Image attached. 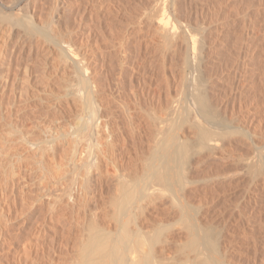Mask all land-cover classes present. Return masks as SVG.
I'll use <instances>...</instances> for the list:
<instances>
[{
  "label": "bare ground",
  "instance_id": "obj_1",
  "mask_svg": "<svg viewBox=\"0 0 264 264\" xmlns=\"http://www.w3.org/2000/svg\"><path fill=\"white\" fill-rule=\"evenodd\" d=\"M84 1L82 3L85 8H81L82 3L78 0H49V5L44 10L43 7L45 5L42 7L43 0H0V115L2 117V121L0 120V246H3L5 253L14 247L15 253L13 254L15 256L12 257L11 254L10 257L16 262L15 264H41L39 257L46 251L38 248L43 242L41 237L44 234L42 232L46 231L38 230L40 226L38 223L42 219L44 222H49V226L54 232L53 234H51L52 232L48 233V236L51 235V239L49 238L50 240L47 241V246L50 245L49 242L51 244L54 242L52 235H55L54 239L60 236L66 239L65 244H63L66 247L65 250L68 251L65 252V256H67L66 260L67 262L69 261V264H226L224 257L227 256H223L224 253L221 250H227L226 247L229 246L227 245L229 243H225L226 246L224 247L226 249L224 250L223 245H221L224 238L220 240V236L223 235L225 237L227 234L224 235L219 232L217 234L215 225H211L210 221L203 223L197 219L199 216L197 218L192 214L186 216L184 211L186 205L189 204V202H186V184L194 182L195 185V179H197V174L194 177L189 171L190 163L192 162L191 158L195 156H193L195 153H197V156L200 153H205L204 156L207 154V156L209 155L215 159L214 161L216 159H220V162L225 159L231 160V162L226 161L225 163H232L233 161L236 166L241 165V170L236 168L241 171L245 178L248 177L252 184H256L257 187L259 185L264 187V131L260 133L259 130V133H257L252 129V126L250 128L245 123L243 124V120L241 123H236L239 120L235 123L231 122V119L230 121H224L227 120V117L220 115L219 112L222 109L218 112L217 105L214 103V95L212 96L211 94L213 90L210 93L207 90L208 87L206 88L210 83L206 85V82H208L206 79L209 75L207 72L208 76L206 77L205 70L208 67L204 64L205 58L208 57L205 56L208 53L207 51L205 54L206 28L203 26V22L202 25L195 26L194 29H191L190 25H186L187 22L184 21L186 15L183 16L184 14L181 12V0H151L150 4L146 2L150 7L146 8L145 11L143 9V12L139 13L141 10L137 9L136 6L129 13V16H127L126 12L124 14L123 11V5L126 3H123L122 7L119 4L117 8L116 5L115 7L112 6L113 2L118 0H111L113 2H109L110 4H106L107 1L105 2V0H86L87 4H84ZM136 2L138 0H132V4L137 5L138 3ZM184 2L185 0L183 4ZM141 5L144 6L143 4ZM77 6L82 9V16L76 15V18H74ZM77 11L78 15H80L81 13L79 14L78 9ZM87 16L95 21V26H93L94 24L91 25V20L88 21L91 24L86 23L89 26L83 25V21ZM104 19L108 22L106 25L103 23ZM115 20L118 24L114 23ZM113 23L115 24L114 26ZM103 25H105V28L108 25L109 27L111 26V32L110 30V33L104 31ZM114 27L121 29L113 30ZM28 43H30V52L28 53L32 57L33 64L29 70L27 69L29 73L24 76L26 77L27 85L25 87L22 86L24 87L23 94L21 93L19 96L17 91L20 86H17L14 72H18V69L15 71L16 65L20 63L21 58H24ZM43 43L47 44V46L45 45L46 47H44ZM142 54L143 58L147 57V59L144 58L146 63H156V60L158 61L159 59L158 57V59L156 58V55L160 57L163 67H160L161 64L157 63L160 64L158 65L159 69H163L159 73L163 75V71L165 72V78H163L164 76L161 77L165 81L164 85H166L165 89L167 92L163 91L161 87L158 88H161L162 93L166 94L167 96L165 95V97L167 98L162 97L157 89L154 91H157L159 96H156L155 92V94L153 93L151 86H144L143 88H147L145 96L139 92L145 97L142 100V96L136 89L133 90L131 88V94L126 96L130 100L131 98L133 99L129 101L133 105H128L131 103L127 104V101H124V103L121 100V95L125 88L123 85L125 84L126 86V83L129 82L130 84V82L134 81L130 79L138 72ZM179 54L183 56L184 65L183 71L182 69L180 71L186 74L182 72V74L180 72V74H175L172 71L173 60ZM31 61L30 64L32 63ZM174 61L177 63L180 58ZM180 65L182 67V64L177 67L179 68ZM25 66L27 65L25 64ZM169 66L172 67L171 71ZM160 85L161 83L158 86ZM186 85L192 90V98L190 97L192 106H188L189 113L187 115L190 117L183 118L181 111L174 106L177 103L175 104V100L169 95L171 94L172 96V93L168 92L171 91L172 87L176 88L175 92H178L181 87ZM114 86L116 93L113 92ZM131 86H133V83ZM178 87H180L179 90ZM175 92H173V95H175ZM173 97L176 99L177 96ZM30 102L36 113L42 108L43 112L41 113H44V109L47 108L48 114L46 115L48 116H43L42 118L38 116L36 118V115L35 119L32 120L33 116L32 121L29 122L32 124L28 127V124L26 125L25 123L32 117H27L28 119L26 120ZM215 102H217L216 99ZM115 103L121 105L120 109H117L118 107L114 105ZM139 113L141 116H138L140 115ZM221 116L225 118L222 119ZM49 118L52 119L50 122L48 121ZM122 118L124 119V124ZM186 120L191 122L193 131L189 130H191V134L194 132L195 135H192L195 139L191 138L192 135L188 136L189 132L183 129L186 126H183ZM182 126L183 128H181ZM179 130L181 131L180 134L176 133ZM127 132L130 134L129 138L126 136ZM144 136L147 139L143 140ZM229 137H236L235 140L231 138L236 144L250 140L249 144L247 143L250 146L249 150L246 152L243 149V152L245 151L246 153H239L238 151L240 150L238 149L240 147L237 148V151L233 146V149L236 150L233 151L229 148L230 145L228 147H226V144L223 146L222 143L229 140L227 139ZM142 141L146 142L145 147L149 146L150 151L146 148L150 152L149 154L143 148L145 142L142 144ZM231 145L233 144L231 143ZM253 148L256 149L257 154L252 159L250 153H252L251 149ZM142 149L147 153V158H143L145 170L139 171V173L137 172L139 166L136 168L137 164L134 163L135 166L132 167L133 164L131 163L137 159L136 157L141 153L140 150ZM201 157L203 158V155ZM205 159L202 164L206 161ZM213 159L211 160L213 161ZM198 160L195 159V163L193 161L197 166L199 165L197 163ZM205 163L207 164L209 161ZM231 167L233 168V166ZM108 168L112 170L111 174L109 172L111 170ZM132 168L133 170H131ZM232 168L231 170L233 171L235 167ZM190 170L195 171L191 168ZM202 170L204 171L205 168ZM231 170H226V174L227 172H229V176L234 174L238 179L239 174H241L239 173L240 171L238 170L237 176L235 173L237 170L234 169V173ZM222 172L219 173L221 176L225 175L224 181H226L225 177H228V175ZM205 173H207L205 176L209 174V172ZM215 175L213 173L211 176L216 178ZM220 175L218 179L221 178ZM199 178L203 179L201 176ZM206 178L204 177V179ZM200 179L197 181H201V185L207 184H203L204 180ZM206 180H209V178ZM206 180L204 182H207ZM213 180L216 181L217 178ZM209 182L211 181H208V185ZM221 182L219 181V184ZM229 182L232 183V181ZM240 182L238 181L237 183ZM249 182L247 183L248 186ZM114 184L117 186L114 187ZM112 185L114 192L111 194L107 191L111 192ZM187 187L189 189L190 186ZM220 187L223 188L222 186ZM202 189L205 188L203 187ZM259 190L260 188L257 193ZM247 192L250 191L247 190ZM142 193L148 196L147 199L151 200L152 204L148 203L149 201H143L144 203L151 204V206L155 205V207L150 209L151 211L153 208L160 211L162 206H168V203L177 205L183 210V215L176 220L177 222L175 221V224L178 223L175 227L178 229L180 226L181 231L184 228L187 229L186 232L188 231V234L186 236V232L184 233L183 231L184 236H186L184 238L181 234L182 232L180 233L185 240L183 242L180 241L181 245L177 240L176 243L180 245L179 247L177 246L179 249L174 242V246L177 248L176 251L182 254L183 258L178 256L176 258V256L173 257L169 254L170 251L173 255L172 252L175 249L173 250L170 247L172 242H169L168 239L170 237L173 238L171 235L173 233L176 235L178 231L175 230L176 228L174 229L175 231L173 230L174 222H171V220L166 221L164 219L165 221H163L162 219L163 222L157 223L158 227L152 233L146 232V234L150 233L148 235L142 234V231L145 230L144 228L140 232L142 227L138 229L133 227L135 230L130 228L131 223L138 217V215H134L133 207ZM259 193L263 194L264 192L259 191ZM191 194H194L193 191H191ZM214 195L215 193L212 194L213 198ZM207 196L209 195L207 194ZM26 197L28 199L30 197L28 203ZM252 198L254 199L255 197L253 196ZM253 199L249 197V201ZM20 200L21 202L24 200V205L20 203ZM202 202L203 200L200 202L201 207L205 204L204 202L202 205ZM211 202L213 204L212 200ZM19 204H21L20 207H18ZM197 204L195 205L197 206ZM173 205L171 206L174 207ZM145 209H148V206ZM204 209H207V207ZM141 211L144 213V210ZM168 211L170 212L169 207ZM196 211L198 212V210ZM212 211L214 213V210ZM173 213L176 214L174 211ZM37 214H41L40 218L39 215L37 216L39 218L38 223L32 219ZM148 214L150 216V213ZM148 214L146 213V215ZM157 214L159 216V212ZM161 214L164 215V213L160 212ZM201 214L204 215L205 213ZM239 216L241 217V215ZM157 218H154L156 221L151 222L153 224L156 223L158 221ZM235 218L237 217L235 216ZM149 219L144 220V222ZM31 220L34 226L36 225L35 223L39 225H36L38 229L36 227L37 230L35 229V231L31 230ZM147 223L149 224L150 222ZM73 224L79 227L77 232ZM157 224L155 225L157 226ZM132 225L135 226L134 223ZM222 225L225 224L222 223ZM148 226L150 227V225ZM156 226H153V228ZM221 227L223 228L224 226L219 228ZM42 228L44 229V227ZM26 229H29L26 233L31 230L30 233L37 242L41 241L39 244L36 242L37 246L34 248H32L33 245L32 247L30 246V241H27L28 244L25 243L26 240L23 246L18 245L21 239H27L26 237L22 238ZM150 229L153 230L152 226ZM171 230L174 232L172 233ZM75 233L78 235L77 238ZM170 233L172 234L170 235ZM219 234L221 235L217 236ZM28 235L25 236L30 237ZM176 237L175 239H177ZM55 241L57 242L58 240ZM224 242L232 243V240ZM45 243L43 242V244ZM222 244L224 243L222 242ZM64 245L62 246L64 247ZM57 246L62 247L58 244L55 248ZM40 247L42 246L40 245ZM52 247L51 249L54 248ZM231 247L228 249H233ZM170 248L173 250L172 252ZM46 249H48L46 251L47 255L45 254L47 257L48 254L52 253L49 256L50 262L45 257L40 258V260L48 259L47 262L49 263L46 262L47 264H59L60 258L62 259L59 254L61 251L57 249V252L54 249L52 252L51 250L49 251V248ZM14 250L12 249L11 251L13 252ZM38 251H43L41 256ZM192 252L196 253L194 258L192 255L191 257L189 256ZM9 253L7 252L6 254L8 255L6 256H9ZM1 258L0 263H2ZM9 260L14 263L12 259H7L8 262H10ZM30 260L32 263L28 262ZM3 264H5L4 261Z\"/></svg>",
  "mask_w": 264,
  "mask_h": 264
},
{
  "label": "rangeland",
  "instance_id": "obj_2",
  "mask_svg": "<svg viewBox=\"0 0 264 264\" xmlns=\"http://www.w3.org/2000/svg\"><path fill=\"white\" fill-rule=\"evenodd\" d=\"M46 1V2H45ZM49 0H43V4H42V7H43V5H45L44 7H43V9L45 10L46 8H47V6L49 5V2H48ZM78 1H80L81 3L83 2V0H78ZM107 1V3L106 4H110V3H112L113 1H117V0H113V1H111V0H105V2ZM120 3H119V2ZM117 2H113V4H112V6L113 7H115V5H116V8L118 7V4H119V6H121L122 7V5H123V3L125 4V5H123V8H124V14H125V12L128 14H126L127 16H129V13L132 11V9L134 8V7H136L137 9L139 8L140 10H141V12L139 11V13H142L143 11V9H144V11L146 10V8H148V7H150V1L151 0H138V2H136V3H138L137 5L136 4H132V0H118ZM128 1V2H127ZM137 1V0H136ZM142 1V2H141ZM183 1L184 0H181V2H182V14H184L183 16H185L184 17V21L185 22H187L186 23V25L187 26H189L190 25V28L191 29H194V27L195 26H200V25H202V22H203V26L206 28L205 29V32H206V47H205V54L207 53V51H208V53L205 55V56H208V57H206L205 58V62H204V64H205V66L206 67H208V68H206V70H205V74H206V77H207V79L206 80H208V82H206V85L210 82L211 83V85H207L206 86V88L208 87V91H210V93H211V91L213 92V93H211L212 94V96L214 95V103H215V105H217L216 107L218 108V112L220 113V115H224V116H226L227 118V120H224V121H230V119H231V122H236L237 120H239V121H237L236 123H241L242 122V120H243V124L245 123V125L246 126H250V128H251V126H252V129L253 130H255L257 133H259V130H260V133H261V131L263 132L264 130H262V129H264L263 127H264V0H185V2H184V4H183ZM110 2V3H109ZM146 2H150L149 4L148 3H146ZM208 2V3H207ZM87 4V1L85 0L84 1V4ZM115 3H117V4H115ZM122 3V4H121ZM140 3V4H139ZM141 4H143L144 6H142ZM146 4H148V5H146ZM139 5V6H138ZM152 5V4H151ZM129 6V7H128ZM185 6V7H184ZM84 7V5H83V3H82V7L81 8H83ZM85 8V7H84ZM116 8H114V9H116ZM129 8V9H128ZM77 9L79 10V14L81 13V11H82V9H80V8H78V6L75 8V13H74V18H76V15L77 16H82V13L80 14V15H78V11H77ZM128 11V12H127ZM138 11V10H137ZM45 12V11H44ZM186 12V13H185ZM46 13V12H45ZM122 15V14H121ZM125 15V16H126ZM89 16V15H88ZM88 16L87 17H85V19H84V21H83V25L84 26H89V25H87L86 23H88V21L89 20H91L90 18H88ZM80 17H77V18H80ZM206 18V19H205ZM199 21V22H198ZM95 21H93V20H91V23L89 22L88 24H91V25H93V26H95V23H94ZM201 22V23H200ZM85 23V24H84ZM103 23L106 25L108 22H107V20H103ZM115 24H118L117 22H116V20H115V22H114ZM113 23V26L115 25ZM197 23V24H196ZM192 24V25H191ZM105 25H103V28H104V31H106V32H108V33H110L111 32V30H112V27L110 26L109 27V25L105 28ZM108 27H109V29H108ZM111 28V29H110ZM119 27H114L113 28V30L114 29H118ZM108 29V30H107ZM119 29H121V28H119ZM109 30H110V32H109ZM207 30V31H206ZM44 45V47H46L47 46V44H45V43H43ZM208 44V45H207ZM46 45V46H45ZM207 46H208V48H207ZM27 50L25 51V56H24V58L22 59L21 58V60H20V63L19 64H17L16 65V67L17 68H15V71L17 70L18 72H14V78H15V80H16V83H17V86H20V87H18V91H17V94L20 96L21 95V93H22V91H23V89H24V87L27 85L26 83H27V81H26V77H24V76H27V74L29 73L28 71H27V69L29 70V68L30 67H32V64H33V60H32V57H31V55H30V53H28V52H30V43H28V46H27V48H26ZM208 49V50H207ZM27 52V53H26ZM156 55V54H155ZM29 58H28V57ZM177 56H178V59H177ZM176 57H175V59L174 60H179V58H180V61H177V63H179V64H182V67H181V65H180V69L177 67V66H179V64L177 65V63L173 60V65H171V66H173V69H172V67H170L169 68V70L170 69H172V71L173 72H175V74H178L179 72L181 73L182 71H183V56L182 55H177ZM31 57V58H30ZM159 59H158V58ZM144 58H146L147 59V57H144ZM143 58V54L141 55V57H140V61H139V66L140 67H138L139 69H138V72H137V76L135 75L132 79H130L131 81L132 80H134V81H132V83H133V86H131L132 85V83L130 82V84H129V82L128 83H126V86H125V84L123 85V87H125L124 89H123V92H122V95H121V100H123V102L125 101H127L126 103L128 104V103H131V104H128V105H133L132 104V102H129V101H132L133 99L131 98V100H130V98L128 97L130 94H131V92H130V90L132 91V89L133 90H135L136 89V91L139 93H141V94H143V96H145V93L147 92V88H143L144 86L145 87H149V86H151L152 87V91H153V93L156 95V96H159V94L162 96V97H164L165 99L167 98V97H165V95L162 93L163 91H166L167 92V90L165 89V87H166V85H164L165 83V81H164V79H162V77L165 75V72L163 71V75L162 74H160L159 73V71L160 72H162V70L163 69H159V66L158 65H160L162 62H160V57L158 56V55H156V58L158 59V61L156 60V63H154V62H152L153 63V65H152V63H148V64H151V65H148L147 63H146V59H144ZM155 58V57H154ZM153 58V59H154ZM32 60V61H31ZM23 61V62H22ZM30 61L32 62L31 64H30ZM143 61V62H142ZM29 62V63H28ZM160 63V64H158V63ZM24 63V64H23ZM145 63V64H144ZM23 64V65H22ZM25 64L27 65V66H25ZM145 65V66H143V65ZM30 65V66H29ZM176 65V66H175ZM150 66H153V67H150ZM163 67V65L161 64L160 65V67ZM205 66H204V69H205ZM24 67H27V68H25L24 69ZM175 67V68H174ZM177 67V68H176ZM150 68V69H149ZM147 69V70H146ZM156 69V70H155ZM174 69H175V71H174ZM182 69V71H180ZM21 70V71H20ZM143 70H144V72H143ZM151 70V71H150ZM158 70V71H157ZM178 70V71H177ZM141 71V72H140ZM153 71H155V72H153ZM171 71V70H170ZM148 72V73H147ZM207 72H208V75H207ZM22 73H24V74H22ZM147 73V74H146ZM179 73V74H180ZM183 73V72H182ZM181 73V74H182ZM19 74V75H18ZM150 74V75H149ZM156 74V75H155ZM158 74V75H157ZM183 74H186L185 72L183 73ZM23 75V76H22ZM144 75V76H143ZM147 75V76H146ZM152 75V76H151ZM139 76V77H138ZM145 76H146V79H145ZM158 76V77H157ZM162 76V77H161ZM156 77V78H155ZM211 77V78H210ZM18 78H19V80H18ZM145 79V81H143L144 79ZM147 78H149V79H147ZM152 78V79H151ZM163 78H165V76L163 77ZM209 78V79H208ZM18 80V81H17ZM128 81H130L129 79H127ZM127 80H126V82H127ZM160 80V81H159ZM161 80H162V82H161ZM22 82V83H20V82ZM26 81V82H25ZM139 81V82H138ZM158 81V82H157ZM135 83V84H134ZM141 83V84H140ZM161 83V85L160 86H158L159 84ZM21 84H23V85H21ZM131 86H129V85ZM140 84V85H139ZM144 84V85H143ZM156 84H157V87H156ZM163 85V86H162ZM22 86H24V87H22ZM154 86V87H153ZM210 86V87H209ZM21 87H22V89H21ZM127 87V88H126ZM158 87H161L162 89H163V91L161 90V88H158ZM175 87V86H174ZM132 88V89H131ZM139 88V89H138ZM173 88V87H172ZM170 89L171 91L170 92H168V93H172V96H171V94H169L170 95V97L173 99V100H175L174 102H175V104L176 105H174L177 109H179L180 111H181V113H182V116H183V118H187L189 115H187L188 113H189V108H188V106L190 107V106H192V101H191V93H192V90H191V88L188 86V85H186V86H183V87H181V90H179L180 89V87H178V90L180 91H178V92H175L176 91V88H173V89ZM213 88V89H212ZM129 89V90H128ZM144 89H146L145 91H144ZM157 89V91H159L158 93L159 94H157V91H154V90H156ZM165 89V90H164ZM175 89V90H174ZM210 89V90H209ZM173 90V91H172ZM129 91V92H128ZM216 93H215V92ZM19 92V93H18ZM113 92H115V86L113 87ZM126 92H128V93H126ZM144 92V93H143ZM173 92H175L174 94L175 95H173ZM116 93V92H115ZM125 93V94H124ZM139 93V94H140ZM165 93V92H164ZM180 93V94H179ZM23 94V93H22ZM140 94V96H142ZM177 94V95H176ZM126 95H128V96H126ZM179 95V96H178ZM217 97H216V96ZM142 96V100L145 98V97H143ZM167 96V95H166ZM173 96H177L178 97V101H177V97H176V99H174L175 97H173ZM126 97V98H125ZM132 97V96H131ZM191 97V98H190ZM164 98H162V99H164ZM190 98V99H189ZM212 98V99H213ZM126 99V100H125ZM127 99H129V100H127ZM215 99H216V101L217 102H215ZM145 101V100H144ZM124 102V103H125ZM134 103V102H133ZM217 103V104H216ZM221 104V105H220ZM29 107H30V109H29V107H28V109H29V111H28V115L26 116V120L28 119L27 117H31L30 118V120L28 119V121H27V123H25L28 127H30V124H32V123H29V122H31L32 120H34L35 119V116H36V118H38V116H39V118H42L43 116H48V115H46V114H48V109L46 110V109H44V113H41V112H43V108L39 111V112H37L36 113V111H34L33 110V107H32V105H31V102L29 103ZM114 105H116L118 108L117 109H120V104L119 103H115ZM218 105H219V107H218ZM32 107V108H31ZM131 107V106H130ZM133 108V107H132ZM33 111V112H32ZM30 112H32V113H30ZM47 112V113H46ZM222 112V113H221ZM36 113V114H35ZM30 114H34V115H30ZM40 114V115H39ZM44 114V115H43ZM140 114V113H139ZM42 115V116H41ZM33 116H34V118H33ZM138 116H141V114L140 115H138ZM224 116H221V118L223 119V118H225ZM190 117V116H189ZM33 118V119H32ZM45 118V117H44ZM52 118V117H51ZM51 118H49V122L53 119H51ZM32 119V120H31ZM123 119V118H122ZM0 120L2 121V117H1V115H0ZM245 120V121H244ZM124 121V119L122 120V122ZM25 122V121H24ZM48 122V123H49ZM186 122H188V123H186ZM247 122V123H246ZM251 123V124H250ZM123 124H124V122H123ZM250 124V125H249ZM184 125H186L185 126V128H183V126ZM125 127H126V125H124ZM183 126L181 127V128H183V129H186V131H188L189 133H188V136H190V135H192V134H194V132L191 134V130H192V125H191V122H190V120L189 121H185L184 122V124H183ZM261 126V127H260ZM180 128V129H181ZM188 128V129H187ZM262 128V129H261ZM189 129H191V130H189ZM193 131V130H192ZM180 130L178 131V132H176V133H178V134H180ZM177 134V135H178ZM195 135V134H194ZM126 136H127V138H129L130 137V134L127 132L126 133ZM191 138H193V135H192V137ZM231 138H233V137H229V138H227V139H229V140H224L225 141V143H222V145L224 146L225 144H226V147H228L229 145V148L230 149H232L233 151H236L237 150V148H239L238 150H240V151H238L239 153H244L245 151L247 152L248 150H249V147L250 146H248L247 145V143L248 142H250V140H247L246 142H244V143H237L238 144V146H236L237 144L234 142V140H235V138L236 137H234L233 139H231ZM144 139H147V138H145V136L143 137V140ZM193 139H195V137L193 138ZM228 141V142H227ZM143 142V141H142ZM145 142V141H144ZM144 142L142 143V144H144ZM146 142H147V140H146ZM146 142H145V144L142 146L144 149H148L149 151H150V149H149V146L147 147H145V145H146ZM221 142H223V141H221ZM230 142V143H229ZM231 143L233 144V145H231ZM221 144V143H220ZM234 144H236V145H234ZM241 144H242V146H241ZM249 144V143H248ZM131 145V144H130ZM148 145V144H147ZM240 145V146H239ZM233 146H234V149H236V150H234L233 149ZM146 149V151H147V153L149 154L150 152H148V150ZM243 149L245 150L244 152H243ZM140 151H141V153H140ZM139 151V153L142 155H140V154H138V156H140V157H136L137 159V161L135 160H133V162L131 163V164H133V166L130 164V166H132V167H134L135 165H134V163L135 164H137V167L136 168H138V166H139V168H138V170H137V172H139V171H144L145 170V165H144V159H146L147 158V153H145V150L143 151V149L142 150H140ZM143 151V152H142ZM245 152V153H246ZM251 152L252 153H250V155H251V158L253 159V157L255 156L256 157V155L255 154H257V152H256V149L255 148H253V149H251ZM197 153H195V154H193V158H195L196 160H198V164L200 165H198L197 166V164H194L196 161H195V159L193 160V158H191V160H192V164L190 163V165L191 166H193V167H191L190 166V168L191 169H193V170H195L197 167H200V168H197L198 169V171H200L199 173L201 174H199V173H197L198 171H197V169L195 170V171H192V170H190V168H189V171H190V173H192V175L194 176L195 174H197V179H195V185H194V182L193 183H190V184H186L187 186H192L191 188H193V189H191L190 187H189V189H188V187L186 186V202L188 203L189 202V204H187L186 205V207H185V209H184V211H185V213H186V216H189V214H192V215H194L196 218L199 216V218H197L198 220H201L203 223L205 222L206 223V221L208 222V221H210V224L211 225H215V227L217 228V226H218V228L216 229L214 226V228H215V231H216V233L218 234V232L219 233H222V234H224V235H226L225 237H223V235H221V234H219V235H217V236H220V240L222 239V238H224V239H222L223 241V243L224 244H222V242H221V245H223L222 247L224 248V250L227 248V250H225V251H223V250H221V252H223L222 254H223V256H227V257H224V260L226 261V264H264V193L262 194V193H259V191H263L264 192V187H263V185L261 186V185H259L258 187H257V185L256 184H252V182L250 181V179L247 177V178H245V176L241 173V169H240V167H241V165H237L236 166V163L234 162L233 163V161H232V163H228L229 161L231 162V160H222V162H220L221 160L220 159H216V161H214L215 159H213L212 157H210L209 155L207 156V154H206V156H207V158L208 157H210L211 159H213V161L210 159V158H206L205 159V157L206 156H204L205 155V153H200L199 154V156H197L196 155ZM146 155V156H145ZM203 155V158L208 162L209 161V163H205L206 161H204V164H202L203 163V158L201 157ZM198 157V158H197ZM254 157V158H255ZM144 158V159H143ZM143 159V160H142ZM201 160H202V162H201ZM138 161H139V163H138ZM193 161H194V163H193ZM226 161H228L227 163L229 164H227V163H225ZM200 162H201V164H200ZM204 167H203V166ZM202 166V167H201ZM223 166V167H222ZM231 166H233V168L235 169V170H237V168H239L238 170L240 171H236L235 173H236V175L238 176V174H237V172H239V173H241V174H239L240 176H238L239 178L238 179H240V180H238L237 179V177L234 175V174H232V173H234V169L231 167ZM110 167V166H109ZM216 167V168H215ZM237 167V168H236ZM110 168H112V167H110ZM110 168H108L109 170H111ZM203 168H205V170L203 171L202 169ZM226 168V169H225ZM231 168L233 169V171L231 170ZM112 169H114V168H112ZM135 169V168H134ZM206 169H207V171H206ZM213 169H214V172H213ZM218 169H221V170H225V171H221V170H219L218 171ZM131 170H133V168L131 169ZM215 170H217V171H215ZM226 170L228 171H230L231 170V174L232 175H230L232 178H230V179H233V180H230L228 177H230L229 175H228V173L229 172H227V174H226ZM114 171V170H113ZM192 171V172H191ZM197 171V172H196ZM203 171V172H202ZM211 171H212V173H211ZM110 172V174L112 173V170L111 171H109ZM194 172V173H193ZM196 172V173H195ZM205 172H209V174L208 175H206V176H208V178H209V180H206V179H208V178H206V176H205V174H207V173H205ZM220 175V173L219 172H222V173H224L225 172V174L226 175H228V177H225V180L226 181H224V176L225 175H223V176H221L220 175V179L221 180H223V182H221V180L220 179H218V174ZM113 173H115V172H113ZM140 173V172H139ZM210 173H211V175H213V173H215L216 175H215V177L217 178V180L215 181V180H213V179H216V178H214L213 176H211L210 175ZM221 173V174H222ZM203 174V175H202ZM209 175H210V177H209ZM194 176V177H195ZM199 176H201V177H203V179H202V181L204 180H206L207 182H204L203 181V184H205V183H207V184H205V185H201L202 184V182L201 181H197L198 179H200L199 178ZM204 177L206 178V179H204ZM223 177V178H222ZM247 179L246 181H245V179ZM226 178H228V179H226ZM200 179V180H201ZM235 179V180H234ZM248 179H249V181H248ZM213 180V181H212ZM198 182V184H197V182ZM208 181H211V182H209V185H208ZM215 181V182H214ZM219 181L222 183H220L219 184ZM228 181H232V183H228ZM235 183H234V182ZM240 182V181H243V182H240V183H237V182ZM201 182V183H200ZM214 182V183H213ZM217 182V183H216ZM225 182H227V183H225ZM249 182V186H248V183ZM243 183V184H242ZM246 183V185H247V188H246V185L244 186V184ZM196 184H197V186H196ZM219 184V185H218ZM225 184V185H224ZM227 184V185H226ZM235 186H234V185ZM242 184V185H241ZM213 185V186H212ZM231 185V186H230ZM251 185V186H250ZM115 186H117V185H115L114 184V187ZM205 188V189H202L203 187ZM207 186H209L208 188H209V190H208V188H207ZM211 186H212V188H211ZM219 187V188H217V187ZM220 186H222L223 188H221ZM226 186V187H225ZM235 188H233V187ZM241 186V187H240ZM244 186V187H243ZM111 187V186H110ZM113 187V185H112V187H111V192L110 191H107V192H109V193H113L114 192V190H112V188H114ZM197 187V188H196ZM214 187H216V188H214ZM230 187V188H229ZM242 187H243V189H242ZM250 187V188H249ZM252 187V188H251ZM117 188V187H116ZM115 188V189H116ZM211 188V189H210ZM231 188H232V190H231ZM254 188V189H253ZM256 188H260V190L258 191V193H257V190L258 189H256ZM213 189H215V191H213ZM219 189V190H218ZM230 189V190H229ZM196 190V191H195ZM200 192H199V191ZM205 190V191H204ZM211 190V191H210ZM218 190V191H217ZM244 190H245V192H244ZM247 190H249L250 192H247ZM254 190V191H253ZM188 191V192H187ZM191 191H193V193L196 195V194H199V195H194V194H191ZM212 191H213V193H212ZM217 191V192H216ZM253 191V192H252ZM181 192H183V191H181ZM198 192V193H197ZM108 193V194H109ZM204 193V194H203ZM215 193V195H214V198H213V196H212V194H214ZM254 193H256V194H254ZM189 194H191V195H189ZM207 194L209 195V196H207ZM248 194H252V195H248ZM259 194V195H258ZM201 195H203V196H205L204 198H206V197H209V198H206V199H204L203 198V196H201ZM211 195V196H210ZM256 195V196H255ZM257 195H258V197H257ZM26 196H29V195H26ZM188 196V197H187ZM190 196H191V198H190ZM218 196V197H217ZM247 196H248V198H247ZM255 197L254 199L252 198V197ZM200 197H202V198H200ZM249 197H251V199H253V200H250L249 201ZM27 198V197H26ZM148 196H146V194H144V193H142V195L139 197V199H138V201H136L135 203V205H134V207H133V213H134V215H138V217H136L135 219H134V221H133V223L135 224V226L134 225H132L133 223H131V225H130V228H132V229H134L135 227V229H138V228H140V227H142V228H140L141 230H140V232L142 231V229L144 228L145 230L144 231H142V234H146V232H153L154 230H155V228H157L158 227V224L157 223H160V222H163V221H167V220H171V222H174V226L172 227L173 228V230L176 228L175 227V225H178V223L177 224H175V221L177 220V219H180V217L183 215V210H181L177 205L175 206V205H173L172 203L170 204V203H168V206L166 207L165 205L164 206H162V209L160 210V211H158V209H156L158 212H159V216H158V212L154 209H152V211L150 210L152 207H155V205H154V203H153V205L154 206H151V200L149 201L148 199ZM210 198H213V199H210ZM192 201H191V200ZM195 199V200H194ZM200 199H202L203 200V202H202V205H203V203L205 202V204H207L208 205V203H209V205H210V207L208 208V206L207 205H203L202 207H201V204H200V202L202 201V200H200ZM208 199H210V200H208ZM245 199V200H244ZM26 200H28L27 201V203L30 201V197H29V199L27 198ZM198 200V201H197ZM199 200H200V202H199ZM205 200V201H204ZM211 200L213 201V204H212V202H211ZM257 200V201H256ZM259 200V201H258ZM261 200H262V202H261ZM23 202H21V200H20V203L21 204H23L24 205V200H22ZM146 201V202H148V203H151V204H148V203H144V202ZM198 203V204H200L199 206H198V204L196 203V202ZM207 201H210L211 202V204H210V202H207ZM250 203H249V202ZM26 202V201H25ZM207 202V203H206ZM252 202V203H251ZM261 202V203H260ZM141 203V204H140ZM144 203V204H143ZM243 203V204H242ZM254 203V204H253ZM257 203V204H256ZM21 204H19V206L18 207H20L21 206ZM143 204V205H142ZM195 204H197V206H198V208H197V206L195 205ZM247 204V205H246ZM137 205V206H136ZM141 205V206H140ZM148 206V209H145L147 206ZM150 205V206H149ZM171 205H173L174 207H175V209L173 210V208L174 207H172ZM253 205H254V207H253ZM256 205V206H255ZM144 208H143V207ZM212 206V207H211ZM252 206V207H251ZM27 207H28V205H27ZM166 207V208H165ZM168 207H169V210H170V212L168 211L167 212V209H168ZM178 209H177V208ZM200 207V208H199ZM207 207V209H204V208H206ZM260 207V208H259ZM143 208V209H142ZM242 208H243V210H242ZM254 208V209H253ZM258 208V209H257ZM136 209H138L137 211H136ZM174 212H176V214L175 213H173V211ZM200 209V210H199ZM202 209V210H201ZM141 210H144L143 212L144 213H142V211ZM146 210V211H145ZM148 210V211H147ZM151 212H150V211ZM196 210H198V212L196 211ZM206 210H208V211H206ZM212 210H214V213H212L213 211ZM252 210V211H251ZM19 211H21V210H19ZM163 211V212H162ZM200 211V212H199ZM211 211V213H212V215H210L211 213H209ZM251 211V212H250ZM148 214V213H150V216H149V214L148 215H146V213ZM155 212H156V216H155ZM160 212L161 213H164V215L163 214H161V215H163L162 217H161V215H160ZM179 214H178V213ZM205 213V214H207V215H203V214H201V213ZM222 212H224V213H222ZM247 212V213H246ZM258 212H259V214H258ZM136 213H139V214H136ZM140 213H141V215H140ZM153 213V214H152ZM171 213V214H170ZM173 213V214H172ZM188 213V214H187ZM198 213H200V214H198ZM237 213V214H236ZM256 213V214H255ZM170 214V215H169ZM222 214H223V216H222ZM228 214V215H227ZM243 214V215H242ZM246 214H247V216L249 215V217H247L246 216ZM39 214H37L36 215V217H34V218H32L33 219V221L35 220V222H39V218H40V215H39V218H37V216H38ZM142 215H143V217H142ZM146 215V216H145ZM151 215H152V217H151ZM176 215H178V216H176ZM217 215V216H216ZM237 217V218H235V216ZM239 215H241V217L239 216ZM245 215V216H244ZM253 215V216H252ZM147 216H149V218H151V219H149V218H147ZM155 216V217H154ZM167 216V217H166ZM204 216H206L207 218H210V219H207L206 217H204ZM209 216V217H208ZM213 218H212V217ZM220 216V217H219ZM231 216V217H230ZM239 216V217H238ZM144 217H145V219H144ZM158 217V218H157ZM161 217V218H160ZM166 217V218H165ZM204 217V218H203ZM257 217V218H256ZM41 218H42V216H41ZM137 218H139V219H137ZM143 220H142V219ZM154 218H157V222L156 223H154L153 224V222H151V221H156V219H154ZM169 218V219H168ZM174 218H176V219H174ZM228 218V219H227ZM253 218H255V219H253ZM261 218V219H260ZM146 219H149L147 222H150L149 224L147 223V222H144V220H146ZM161 221H160V220ZM162 219H163V221H162ZM165 219V220H164ZM174 219V220H173ZM211 219H212V221L214 222L215 221V223H213L212 221H211ZM216 219V220H215ZM231 219V220H230ZM38 220V221H37ZM41 221V223H43L42 224V226H41V223L39 222L38 224L40 225H38L37 223H35L36 225H38L39 226V229H38V226H34L33 224V221L31 220V224H30V226L32 225L33 227H35L34 229H33V227L31 226V230H33V231H35V229H36V227H37V229L38 230H41V231H43V230H46V231H44V232H42V234H44L42 237H41V239H42V241L45 243V244H43V242H41L42 244H40L42 247H40V245L38 246V248H39V250H43L44 251V249L46 250V251H48V249H46V248H49V251L51 250L52 252L54 251V249H56L55 248V246L56 245H64L65 244V241H66V239H64L63 237H56V239H54L55 237V235L53 236L52 235V237H53V240H54V242H53V244H51L50 242H49V246H53L52 248L53 249H51V247H49V246H47V241L48 240H50L51 239V235H49L48 236V233L50 234V232H52L51 234H53L54 232L52 231V229H51V227L49 226L50 224H49V222L48 221H43L42 219H40ZM139 220V221H138ZM204 220V221H203ZM238 220V221H237ZM241 220V221H240ZM242 220H246V222H244V221H242ZM258 220V221H257ZM259 220H260V223H259ZM135 221H137V222H135ZM220 221V222H219ZM236 221V222H235ZM140 222V223H139ZM143 223V225H142V223ZM177 222V221H176ZM228 222V223H227ZM238 222H239V224H238ZM242 222H244L245 223V226H244V223H242ZM220 223V224H219ZM222 223L223 224H225V225H222ZM227 223V224H226ZM235 223V224H234ZM44 224H46V225H44ZM150 225V227L152 226V229L153 230H151L150 229V227L148 226V225ZM153 224V225H152ZM155 224H157V226L155 225ZM208 224V223H207ZM229 224V225H228ZM238 224V225H237ZM243 224V225H242ZM260 224V225H259ZM262 224V225H261ZM44 225V226H43ZM142 225V226H141ZM180 225V224H179ZM217 225V226H216ZM228 225V226H227ZM232 225V226H231ZM237 225V226H236ZM240 225V226H239ZM29 226V227H30ZM46 226V227H45ZM75 226V230H76V232L79 230V227L77 228L76 227V225L75 224H73V227ZM132 226V227H131ZM148 226V227H147ZM153 226H156V227H154L153 228ZM182 226V225H181ZM220 226H224L223 228L221 227V228H219ZM231 226V227H230ZM251 226V227H250ZM255 226V227H254ZM42 227H44V229L42 228ZM134 227V228H133ZM178 227V226H177ZM183 227V226H182ZM230 227V228H229ZM233 227H235V228H233ZM42 228V229H41ZM46 228V229H45ZM49 230H48V229ZM149 229V230H147V229ZM226 230H225V229ZM30 229V228H29ZM29 229H26L24 232L26 233V231L27 230H29ZM36 229V230H37ZM134 229V230H135ZM183 229V228H182ZM219 229V230H218ZM221 229V230H220ZM223 229H224V231H223ZM237 229H238V231H237ZM243 229H246V230H244L243 231ZM252 229V230H251ZM255 231H254V230ZM31 230L29 231V233L27 232L26 234L24 233V235L22 236V238H24V237H26L27 239H21L20 240V243H18V245H20V246H23V244H25V243H27L28 244V242L27 241H30V246L32 247V245H33V247L32 248H34L35 246H37V243L39 244L40 242L38 241H36V239L34 238V237H32V235H31ZM48 230V231H47ZM151 230V231H150ZM180 231V232H176L177 234L176 235H174V231ZM174 231H172L171 230V232L173 233H170V235L171 236H173V238L172 237H170V239H168L169 240V242L171 241L172 243H170V247L175 251H173V250H171V248H170V250H171V252L173 253V255L170 253V251H169V254L171 255V256H173V257H175L176 256V258H177V256L179 257V258H183V255L182 254H179V252L178 251H176V249L181 245V242H183L185 239H183V237H181V234H182V236H184V233L186 232V230L187 229H183L182 231H181V228H180V226L178 227V229L176 228ZM234 230V231H233ZM251 230V231H250ZM183 231H184V233H183ZM223 231V232H222ZM227 231H229L228 233H227ZM247 233H246V232ZM251 233H249V232ZM46 232V233H45ZM145 232V233H144ZM182 232V233H181ZM188 232V231H187ZM185 233L186 234V236H187V234L188 233ZM225 232V233H224ZM238 232V233H237ZM244 232V234H242ZM254 234H253V233ZM181 233V234H180ZM232 233H235V234H232ZM29 234V235H28ZM148 234H150V233H148ZM148 234H146V235H148ZM180 234V235H179ZM228 234H229V236H231V238H229V236H228ZM246 234H248V235H246ZM250 234V235H249ZM25 235H28V236H30V237H27V236H25ZM74 235V234H73ZM72 235V236H73ZM77 235V233H75V237L77 238L78 237V235ZM178 235V237H176ZM234 235V236H233ZM186 236H184V238L186 237ZM244 236V237H243ZM32 237V238H31ZM45 237H46V239H45ZM48 237V238H47ZM74 237V236H73ZM175 237L177 238V239H175ZM226 237H228V238H226ZM233 237V238H232ZM32 240V241H34V239H35V241L34 242H32L30 239ZM50 238V239H49ZM172 238V239H171ZM40 239V240H41ZM43 239H45V240H43ZM64 239V240H63ZM173 239H175V240H173ZM25 240H26V242H25ZM55 240H58L57 242L55 241ZM177 240H178V243L180 244H178V243H176L177 242ZM231 241L232 240V243H234V244H232V243H230V242H224V241ZM74 241H75V239H74ZM181 241V242H180ZM25 242V243H24ZM32 242V243H31ZM37 242V243H36ZM57 244H56V243ZM76 242H77V240H76ZM75 242V243H76ZM174 242H175V244H174ZM22 243V244H21ZM36 245H35V244ZM64 243V244H63ZM225 243L227 244V243H229V244H227V245H229L230 246V244H231V248H233V249H228V248H230L229 246H227L226 248L224 247V246H226L225 245ZM56 244V245H55ZM74 244V243H73ZM72 244V245H73ZM178 244V245H177ZM46 245V246H45ZM177 247H175V246ZM172 246H174V247H172ZM3 246L1 245L0 246V255H2L1 257L3 258H1V261H2V263H0V264H3V261H4V263L5 264H7V263H11V264H15L16 262L13 260V256H15L13 253H15V250H14V247L12 248L14 251L12 252L11 250L12 249H10L9 251H10V253H9V251L7 250V248H6V250H7V252L9 253V256H6V255H8V254H6L5 252H4V248H2ZM60 247V246H59ZM59 247L57 248L59 251H61V253L59 252V254H60V257L62 256V259L63 258H65L64 260H62L61 258H60V261H59V264L61 263V264H64V263H66L67 262V260H66V258H67V256H65V252H68V251H66L65 249H66V247H65V245H64V247L62 246V247H60V249H59ZM222 247H221V249H222ZM235 247V248H234ZM68 248V247H67ZM56 249V251L58 252V250ZM72 249V248H71ZM179 249V248H178ZM5 250V251H6ZM3 251V252H2ZM43 251H38L39 253H40V256L42 255V253L41 252H43ZM46 251L43 253V255H45L46 254ZM63 251V252H62ZM226 251H229V252H226ZM12 252V253H11ZM232 252H233V254H232ZM3 253L5 254L4 256H3ZM48 253V252H47ZM51 253V252H50ZM62 253H64L63 255H61ZM226 253V254H225ZM228 253V254H227ZM230 253V254H229ZM11 254H12V257H10L11 256ZM52 254V253H51ZM51 254H48V257L45 255V256H41V257H39V261L41 262V264H45L46 262H47V260L49 259V262H50V258H49V256H51ZM182 255V256H181ZM191 255L193 256V258L196 256V253H193L192 252V254L190 253V257H191ZM231 255V256H230ZM228 256H230L229 258H228ZM233 256V257H232ZM7 257V258H6ZM43 257H45V259L46 258H48L47 260H40V258L42 259ZM227 258H228V260H227ZM234 258V259H233ZM7 259H12L13 261H14V263H12L10 260V262H8L7 261ZM236 259V260H235ZM240 259V260H239ZM61 260H62V262H61ZM231 260V261H230ZM235 260V261H234ZM45 261V262H44ZM64 261V262H63ZM228 261V262H227ZM234 261V262H233ZM237 261V262H236ZM239 261V262H238ZM29 263L31 262L32 263V261L30 260V261H28ZM43 262V263H42ZM49 262H47V263H49ZM236 262V263H235ZM46 263V264H47ZM68 264H69V261L67 262ZM66 263V264H67ZM40 264V263H39ZM51 264V263H50Z\"/></svg>",
  "mask_w": 264,
  "mask_h": 264
}]
</instances>
